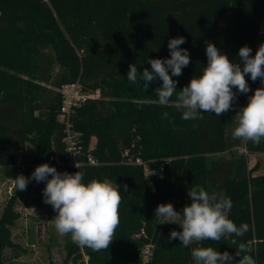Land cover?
Here are the masks:
<instances>
[{
	"label": "trees",
	"instance_id": "trees-1",
	"mask_svg": "<svg viewBox=\"0 0 264 264\" xmlns=\"http://www.w3.org/2000/svg\"><path fill=\"white\" fill-rule=\"evenodd\" d=\"M263 17L264 0H0V167L16 166L28 143L35 153L20 175L31 177L47 163L61 173L82 172L84 183L108 179L120 185V223L109 248L94 251L69 238L62 264H196L195 247L235 256L233 238L251 249L256 264H264V162L262 174L254 175L259 163L248 168L247 158L234 150L242 139L232 136L235 114L259 87L258 79L246 76V94L233 88L236 99L228 112L184 120L182 109L157 102L155 89L162 81L144 91L142 81L126 78L130 64L151 70L148 59L170 58L168 41L180 36L191 62L172 77L177 92L202 74L208 42L242 66L239 49L247 45L255 55L263 42H258ZM73 83L99 97L76 108L67 128L58 119L57 89ZM67 134L81 146L77 167L66 150ZM245 144L253 155L264 151V141ZM227 153L228 158L214 157ZM197 185L230 198L229 218L238 226L248 224L249 231L218 242L194 241L187 248L178 238L170 240L171 231L182 228L160 224L155 209L171 203L182 212L191 203L188 190ZM45 187L44 181L30 180L5 204L0 264H12L5 260L7 250L25 253L11 238L19 218L14 201L24 208H53L43 202Z\"/></svg>",
	"mask_w": 264,
	"mask_h": 264
},
{
	"label": "clouds",
	"instance_id": "clouds-1",
	"mask_svg": "<svg viewBox=\"0 0 264 264\" xmlns=\"http://www.w3.org/2000/svg\"><path fill=\"white\" fill-rule=\"evenodd\" d=\"M183 36L168 41L170 58L148 59L151 70H138L135 64L129 65L127 80L132 84L143 82L146 91L149 85L159 79L160 87L155 89L161 106L174 104L182 109V119H201V113L211 112L216 116L226 113L236 99V88L240 93L250 91L246 76L255 82L258 78L264 83V42L252 55L247 45L239 49L241 63L231 61L213 43H206L207 65L202 74L193 76L190 82L177 92V81L172 77L182 75V69L191 60ZM175 96V101L172 97ZM168 113H164L167 118ZM233 139H243L259 144L264 141V87L256 88L248 103L235 114ZM77 166V165H76ZM50 177V178H49ZM30 180L46 182L43 189L44 203L53 207L56 216L53 225L61 235L71 234L73 243L89 247L94 251L106 250L113 241L114 233L120 223V204L122 196L120 185L108 179H93L84 183V174L58 172L47 163L38 165L31 177L19 175L15 178L17 190H26ZM127 188V186H124ZM191 203L178 212L171 203L160 204L155 216L160 224L177 223L182 231H171L169 239L178 238L184 247L194 241H220L222 237H243L249 231L246 223L239 226L229 218L233 207L230 198L210 192L197 185L188 190ZM237 245L235 256L228 251L220 252L212 247H195L191 256L196 264H256L251 249L233 238ZM238 258V259H237Z\"/></svg>",
	"mask_w": 264,
	"mask_h": 264
},
{
	"label": "rangeland",
	"instance_id": "rangeland-1",
	"mask_svg": "<svg viewBox=\"0 0 264 264\" xmlns=\"http://www.w3.org/2000/svg\"><path fill=\"white\" fill-rule=\"evenodd\" d=\"M56 70L57 67H54V73ZM93 144L94 140L91 141V146ZM80 148L81 146H79V149L77 148L78 152L75 156L77 161L81 158ZM34 153L35 148L27 143L25 151L16 166L0 167V214L5 204L17 190L15 178L20 175L21 168L31 160ZM214 157L228 158L230 155L228 153L217 154ZM247 160L248 168H253L256 163H259V169L255 171L254 175L262 174L264 156L252 154L247 157ZM147 185L153 188L151 180H147ZM14 209L19 214V218L15 221L14 226L11 227V238L15 244L25 250V253L19 250H7L5 252V260L12 264H50V262L62 264L65 257V244L69 238L71 239V234L61 235L56 231L52 221L56 216L54 209L24 208L19 201H14ZM85 260H88V257H85Z\"/></svg>",
	"mask_w": 264,
	"mask_h": 264
},
{
	"label": "built area",
	"instance_id": "built-area-1",
	"mask_svg": "<svg viewBox=\"0 0 264 264\" xmlns=\"http://www.w3.org/2000/svg\"><path fill=\"white\" fill-rule=\"evenodd\" d=\"M260 40L264 42V17L259 25L258 29V42ZM258 86L264 87V83H262L261 79L258 78ZM61 95V104L59 108V116L58 119L60 122H63L67 128H69V121L72 114L75 112V109L83 105L88 99L98 98V91L95 93H87L84 92L82 87L78 83L73 84H65L60 86L57 89ZM243 108V107H242ZM240 108L239 111L242 109ZM66 150L69 152L74 158V166L77 167L79 162L75 159L79 140L74 137V135L67 134V137L64 139ZM246 140L242 139V143L240 146L234 148V150L238 153V155H243L246 158L251 156L252 154L247 150ZM258 155L264 156V151L259 153ZM87 162L90 164H94V160L91 157H88ZM77 165V166H76Z\"/></svg>",
	"mask_w": 264,
	"mask_h": 264
}]
</instances>
